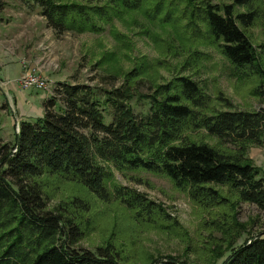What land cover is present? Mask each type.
I'll use <instances>...</instances> for the list:
<instances>
[{"label":"trees","instance_id":"obj_1","mask_svg":"<svg viewBox=\"0 0 264 264\" xmlns=\"http://www.w3.org/2000/svg\"><path fill=\"white\" fill-rule=\"evenodd\" d=\"M145 1L122 3L138 9ZM181 1L199 11L208 39L233 75L240 82L256 80L257 95L264 88V39L257 51L246 31L260 18L253 6L258 0H232L227 5ZM33 2L47 26L59 34L93 27H75L69 21L75 12L85 24L83 7ZM260 4L264 6V0ZM93 12L102 16L97 8ZM152 88V94L138 96L148 105L138 116L129 104L133 97L124 90L106 91L101 101L88 86L57 82L42 103V116L21 121L11 145L0 140V264H120L111 244L94 252L73 247L83 231L62 212L46 210L40 179L60 177L104 203L118 202L139 225L162 230L168 218L160 207L114 181V172L139 171L165 177L202 210L218 209L213 225L222 235L211 253L214 264L227 253L221 264H264V231L237 246L244 228L231 209L248 203L264 215V169L248 155L250 148L264 144V109L234 110L218 92L214 103L225 110L215 109L201 86L185 76ZM101 106L111 110L109 124ZM201 130L204 135L192 134ZM80 204L86 210L85 203ZM153 264L179 263L166 256Z\"/></svg>","mask_w":264,"mask_h":264},{"label":"rangeland","instance_id":"obj_2","mask_svg":"<svg viewBox=\"0 0 264 264\" xmlns=\"http://www.w3.org/2000/svg\"><path fill=\"white\" fill-rule=\"evenodd\" d=\"M1 1L0 140L3 143L14 142V129L18 130L21 121L42 116V103L50 97L57 82L88 86L101 101L106 91L124 90L133 97L129 104L138 116L148 107L138 96L152 94L150 87L180 76L197 82L210 96V106L215 109L225 110L223 104L214 103L216 92L231 102L234 110L264 109V93H261L264 88L254 95L257 85L254 78L240 82L233 75L228 61L208 39L199 11L196 8L192 11L181 0H146L138 9L127 8L122 0H53L87 11L85 24L75 12L71 14L69 21H74L75 27L93 25L81 32L70 30L61 34L47 26L40 6L33 0ZM205 2L227 5L232 0ZM158 4L160 9L154 10ZM197 5L200 7L201 3ZM253 6L260 18L246 33L258 51L264 39V6L260 0ZM96 8L102 16L93 12ZM29 67L48 81L50 93L20 86L25 68ZM101 109L105 123L109 124V106ZM192 134L205 133L201 130ZM248 155L255 166L264 169V144L250 148ZM114 175L118 185L159 206L168 221L162 223V230L139 225L118 202L104 203L69 181L46 175L40 179L46 210L62 212L83 231L84 236L73 246L75 249L94 252L98 246L111 244L120 264H153L166 256L176 258L179 264H214L211 253L222 235L213 225L218 209L198 208L185 192L174 189L161 175L140 171L124 175L114 172ZM74 198L79 202L72 201ZM80 201L85 203L86 210ZM231 209L236 222L244 228L237 246L264 231V215L255 205L240 203ZM227 256L228 253L215 264H221Z\"/></svg>","mask_w":264,"mask_h":264},{"label":"built area","instance_id":"obj_3","mask_svg":"<svg viewBox=\"0 0 264 264\" xmlns=\"http://www.w3.org/2000/svg\"><path fill=\"white\" fill-rule=\"evenodd\" d=\"M25 69L26 71L20 80V86L22 88L35 89L45 93H50L51 86L48 81L41 76V74L37 73L33 69L30 72H28L30 70L29 68Z\"/></svg>","mask_w":264,"mask_h":264},{"label":"crops","instance_id":"obj_4","mask_svg":"<svg viewBox=\"0 0 264 264\" xmlns=\"http://www.w3.org/2000/svg\"><path fill=\"white\" fill-rule=\"evenodd\" d=\"M14 61V60H13ZM12 69H14V67L12 68ZM29 69H30V71H31V68L29 67ZM10 72H11V69L9 70ZM23 70L21 69V71L20 72H22ZM30 71H28V72H30ZM10 74V73H9ZM1 75H2V73L0 72V79H1ZM14 81H17V78H15V80ZM41 98V97H40ZM30 101V100H29ZM28 119V118H27ZM29 120V119H28Z\"/></svg>","mask_w":264,"mask_h":264}]
</instances>
